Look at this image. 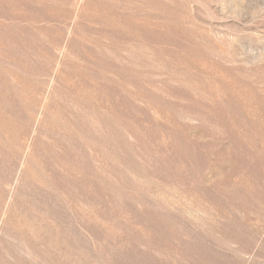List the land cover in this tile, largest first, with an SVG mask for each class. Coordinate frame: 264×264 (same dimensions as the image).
<instances>
[{"label":"rangeland","instance_id":"rangeland-1","mask_svg":"<svg viewBox=\"0 0 264 264\" xmlns=\"http://www.w3.org/2000/svg\"><path fill=\"white\" fill-rule=\"evenodd\" d=\"M0 264H264V0H0Z\"/></svg>","mask_w":264,"mask_h":264}]
</instances>
